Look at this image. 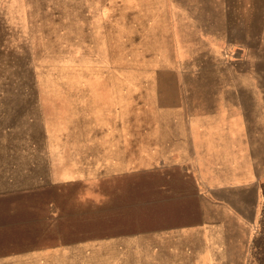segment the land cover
Here are the masks:
<instances>
[{
  "label": "rangeland",
  "instance_id": "1",
  "mask_svg": "<svg viewBox=\"0 0 264 264\" xmlns=\"http://www.w3.org/2000/svg\"><path fill=\"white\" fill-rule=\"evenodd\" d=\"M226 1L0 0V264H264V179L257 203L209 205L176 169L76 172L113 126L88 96L135 92L143 127L167 86L264 87V0ZM194 18L232 24L233 44L203 54Z\"/></svg>",
  "mask_w": 264,
  "mask_h": 264
},
{
  "label": "crops",
  "instance_id": "2",
  "mask_svg": "<svg viewBox=\"0 0 264 264\" xmlns=\"http://www.w3.org/2000/svg\"><path fill=\"white\" fill-rule=\"evenodd\" d=\"M222 1L212 0L214 11L227 6V1ZM186 24L191 30L189 42L200 46L203 54H215L223 46L233 44L232 24L197 18ZM182 39L185 38L177 35L178 42ZM202 88L209 90L201 91ZM202 88L185 84L167 86L171 95L155 97L160 123H144L143 127L136 118L135 92L125 87L114 88L105 91L109 95L86 97L87 101H103L114 107L113 126L98 128L95 146L90 145L83 152L95 157L89 166L76 172L115 175L176 169L194 180L205 204H247L252 197L257 203L264 179V115L255 113L246 94L264 93V87L258 86L256 90L233 85ZM126 102L132 104L134 111L124 120L118 114ZM158 127L160 132H155ZM138 158L143 163L138 164Z\"/></svg>",
  "mask_w": 264,
  "mask_h": 264
}]
</instances>
